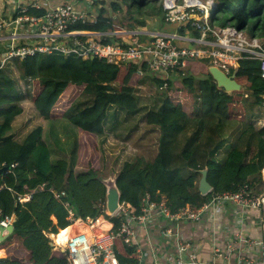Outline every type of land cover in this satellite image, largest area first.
<instances>
[{"label":"trees","instance_id":"obj_1","mask_svg":"<svg viewBox=\"0 0 264 264\" xmlns=\"http://www.w3.org/2000/svg\"><path fill=\"white\" fill-rule=\"evenodd\" d=\"M111 1L119 3L120 11L110 15L105 8L97 22L84 28L108 31L126 21L141 28L150 16H162L160 0ZM212 2L211 26L249 28L252 35L258 30L264 36V0ZM183 25L191 36H200L189 23ZM194 61L193 71L212 64L207 56ZM239 64L250 77L235 109L229 96L224 102L220 90L211 88L209 73L200 79L180 70L165 86L145 65L97 57L38 53L6 60L0 67V168L9 169L0 173V211L16 219L13 232L0 244L12 238L21 244L0 264H70L65 252L56 255L50 245L49 234L70 222L67 209L48 188L64 191L61 201L70 202L78 216L95 219L103 215L96 203L104 204L97 172L117 174L121 203L137 212L146 193L153 200L163 196L173 211L178 204L198 208L211 195L245 183L264 192V78L257 61L242 59ZM60 83L72 87V93L62 106L50 109L46 97ZM204 88L213 101L203 97ZM184 94L188 102L179 104ZM82 132L95 138L97 166L89 157L81 163ZM204 168L211 190L201 195L198 182ZM25 193L30 194L28 208L17 199ZM124 255L116 254L120 264L133 261Z\"/></svg>","mask_w":264,"mask_h":264},{"label":"built area","instance_id":"obj_2","mask_svg":"<svg viewBox=\"0 0 264 264\" xmlns=\"http://www.w3.org/2000/svg\"><path fill=\"white\" fill-rule=\"evenodd\" d=\"M160 1L163 20L189 23L200 32V36L150 31L148 27L157 17L147 19L146 26L141 28H132L129 23L121 27L115 25L108 31L84 28L97 22L105 8L112 14L106 0H0V67L10 58L24 59L38 53L97 57L114 64H130L138 68L145 65L150 74L165 80L167 86V80L172 79V75L182 70L187 62L207 56L212 64L215 61L216 66L226 73L242 59L255 60L259 64L258 72L264 78V36H246L244 29L232 25L211 26L208 20L210 10L206 5H213L212 0H192L190 3L182 0L183 4H176V0ZM179 7H183L182 13L176 10ZM30 8L41 12L31 13ZM206 8L208 15L204 14ZM171 11L173 13L169 14ZM211 88H217L215 83ZM262 175L264 178V168ZM44 187L42 184L39 189ZM48 189L67 209V220L71 224L86 222L89 226L85 230L64 228L68 230L59 229L57 233L49 234L54 247L63 249L70 264H120L116 256L120 248L124 249L125 256L133 258L127 264H146V254L139 240L141 234L137 229L146 227L155 218L170 222L171 226L164 229V234L170 239L169 244L173 240L175 245L165 260L154 264H199L198 254L182 240L173 223L199 222L205 216L215 218L231 204L233 214L243 222L245 230L250 226L262 228L263 224L259 214L264 192H254L247 183L235 191L211 195L198 208L178 204L174 211L167 207L163 196L153 200L146 193L141 199L139 212L130 204L120 203L112 215L113 220L109 219L111 226L106 230H96L97 218H80L70 202H62L64 191L57 192L51 186ZM29 198V193L17 197L23 206ZM96 205L104 213V204L98 201ZM13 222V215L2 216L0 211V227L6 228ZM249 234H244L241 229H225L223 240L214 247V257L219 256L229 264H264L263 235ZM211 264L217 263L212 261Z\"/></svg>","mask_w":264,"mask_h":264},{"label":"crops","instance_id":"obj_3","mask_svg":"<svg viewBox=\"0 0 264 264\" xmlns=\"http://www.w3.org/2000/svg\"><path fill=\"white\" fill-rule=\"evenodd\" d=\"M150 17L151 18L157 17L156 19H153L154 23L150 27H148L150 31L162 32V33L174 31V32H180L183 35L190 34L186 26L184 25L182 26V23L180 21L179 22L175 20L164 21L162 16L160 17L150 16ZM86 134L87 133L84 132L81 133V140L83 139V142L86 140L85 139ZM29 204H30V198L25 201L24 207L28 208ZM232 208L234 207L231 206V204H228L225 210L222 213L218 214L215 218L209 219L208 217L205 216L203 220L199 222L186 221L182 223H173L176 227H178L182 240L185 243L189 244V246H192V248L198 254L199 264H211L212 261H215L217 264H229L223 261L222 258L219 256L214 257V247L215 245H218L217 243L218 241L223 240V234L225 229H229V230L241 229L244 234L251 233L253 235H257V236L260 235L262 237V228L260 226H255V227L250 226L249 228L245 227L248 228L247 230H245L243 222L237 220L235 214H233ZM102 214L103 215L96 217L98 219L97 221L98 224H96L97 225L96 230H106L111 226V222L109 221L110 217L105 216L104 213ZM106 218H108V220ZM15 219L16 218L14 216V221ZM51 219L53 220V222H55L54 217H51ZM92 220H94V218ZM167 226H171L170 222L166 223L164 220L155 218L146 227H140L137 229L139 234H141V238L139 240L146 254V258H145L146 264H154L156 262L165 260L166 255L172 250V246L175 245L174 244L175 241L173 240H171V244H169L170 239H168L164 234V229ZM66 228H69L72 231H77V230L89 229V226L88 223L86 222L83 223L76 222L75 224L69 223V225ZM20 244H21L20 240L17 238H12L8 242H4L3 243L4 247L2 248L0 247V258L6 257L7 254L11 253V251L18 250L20 248ZM59 252L62 251L58 249V252H55V254L59 255ZM120 252L125 254L123 248H120ZM260 253L261 251L258 253V257L260 256Z\"/></svg>","mask_w":264,"mask_h":264},{"label":"rangeland","instance_id":"obj_4","mask_svg":"<svg viewBox=\"0 0 264 264\" xmlns=\"http://www.w3.org/2000/svg\"><path fill=\"white\" fill-rule=\"evenodd\" d=\"M106 1H107V5H109V7H111L115 13H118L120 11V5L118 2L111 1V0H106ZM202 1L205 2L206 0H202ZM176 4H183V1L182 0H176ZM206 7H209V10H210V8H212V5H206ZM176 10H183V9L177 8ZM194 11H196V10H194ZM126 23H129V25H130L131 21H126ZM122 24H125V23H122ZM215 27H218V26L216 25ZM170 33H174V31L170 32ZM244 33L246 36L252 35V31L249 28H245ZM255 34L257 37L260 36L258 30H256ZM194 60H190L189 62L186 63V65L182 68V74H186L188 72H191V73H193V75H196L197 77L199 76V78L202 79L203 74H204V76H205V74H208L207 67H204L203 69H200V70L196 69L195 71H193L192 68L196 64V61H194ZM213 64L216 65V62L214 61ZM238 73H239V75L237 74V80H239L243 84V87L240 90L227 92V91L217 87L220 90L219 91L220 97L225 98L226 96H229V98H227V99L231 98L232 104H230V105L234 106L235 109L238 106L240 108V103L238 102L239 95L244 92V90L246 88V84L248 83V79L250 77L249 72H247L244 69H239ZM56 88H57L56 91H54L52 94H50L46 97L47 98V104L51 105V106L60 107V106H62L63 102L68 98V96L72 93V91H71L72 87H70L69 85H67L65 83H60L57 85ZM74 90H78V89L74 88ZM173 96H176V93L173 92ZM203 97L206 100H211V101H213V99H214L212 92L208 91L207 88H204ZM179 99H180L179 104H186L188 102L187 96H185V94L183 96H180ZM227 99L225 98L222 101L225 102ZM225 104H226V107L224 105L222 106V108H224V109H226L228 106L227 103H225ZM210 106H211V104L207 105L206 107L209 108ZM85 139H86V142L85 141L82 142V147H81V153H80L81 154V163H83L85 161L87 162L86 158L89 157L92 161V164L97 166L98 163H97V151L95 150V148H96L95 138L92 136V134H86ZM259 215L261 216V214H259ZM248 235H250V234H248ZM2 245L3 244H0V246H2ZM53 251L58 252V249L54 248Z\"/></svg>","mask_w":264,"mask_h":264},{"label":"water","instance_id":"obj_5","mask_svg":"<svg viewBox=\"0 0 264 264\" xmlns=\"http://www.w3.org/2000/svg\"><path fill=\"white\" fill-rule=\"evenodd\" d=\"M109 14H111L110 9ZM239 69L240 64L238 63L233 69L232 73L228 74L214 64H210L207 66V72L212 77L216 86L227 92L238 91L243 87V84L239 80H237V73ZM8 169L9 165L3 166L0 168V173ZM207 172V168L201 170V177L198 182V191L201 195H206L211 190V184L207 180ZM95 178L104 186V214L107 217H112V215H114L121 203V190L117 185V174H103L97 172ZM261 207V220L263 221L262 235L264 243V199L262 201ZM4 231H6L5 234H3ZM12 232L13 224L8 225L6 228L0 227V242ZM50 245L54 247V243L52 241H50ZM61 251H63V249H61Z\"/></svg>","mask_w":264,"mask_h":264},{"label":"bare ground","instance_id":"obj_6","mask_svg":"<svg viewBox=\"0 0 264 264\" xmlns=\"http://www.w3.org/2000/svg\"><path fill=\"white\" fill-rule=\"evenodd\" d=\"M190 2H192V0H189V3H190ZM181 8L183 9V7H179V9H181ZM177 11L180 12V13L183 12V10H177ZM172 13H173V11L169 12V14H172ZM204 14H205V15H208V14H209V11L207 10V8L205 9ZM64 230H68V229H62L63 232H65ZM60 231H61V230H60Z\"/></svg>","mask_w":264,"mask_h":264},{"label":"clouds","instance_id":"obj_7","mask_svg":"<svg viewBox=\"0 0 264 264\" xmlns=\"http://www.w3.org/2000/svg\"><path fill=\"white\" fill-rule=\"evenodd\" d=\"M207 66H208V65H207ZM207 66H206V67H207ZM231 73H232V72H231ZM228 74H230V73H228ZM213 82H214V81H213ZM215 86H216V84H215ZM216 87H217V86H216ZM53 107H54V106H51L50 109H52ZM5 166H6V165H5ZM12 224H13V223H12ZM5 232H6V231H4L3 234H4ZM8 235H9V234H8ZM6 237H7V236H6ZM6 237H5V238H6ZM50 241H51V238H50ZM1 242H2V241H1ZM54 248H55V247H54ZM59 250H61V249H59ZM63 252H64V251H63Z\"/></svg>","mask_w":264,"mask_h":264}]
</instances>
